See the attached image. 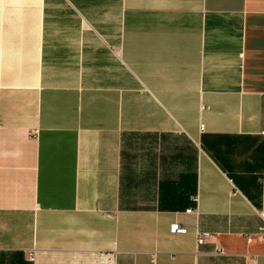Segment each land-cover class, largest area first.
<instances>
[{
    "label": "crops",
    "instance_id": "0c3cea01",
    "mask_svg": "<svg viewBox=\"0 0 264 264\" xmlns=\"http://www.w3.org/2000/svg\"><path fill=\"white\" fill-rule=\"evenodd\" d=\"M81 10L0 22V264H264V0Z\"/></svg>",
    "mask_w": 264,
    "mask_h": 264
},
{
    "label": "rangeland",
    "instance_id": "374dc122",
    "mask_svg": "<svg viewBox=\"0 0 264 264\" xmlns=\"http://www.w3.org/2000/svg\"><path fill=\"white\" fill-rule=\"evenodd\" d=\"M7 2L6 13L0 15V22L6 23H17V22H33L36 21L35 13H33V7H38L40 4L45 7H53L54 9L63 8L65 6L69 7H80L82 8L83 18L95 23L97 21V10L96 1L97 0H64L66 4L63 5L61 0H5ZM84 8V9H83ZM24 13H20L21 11ZM36 12V10H35ZM50 17L55 18L56 15H50Z\"/></svg>",
    "mask_w": 264,
    "mask_h": 264
},
{
    "label": "built area",
    "instance_id": "2783aa9c",
    "mask_svg": "<svg viewBox=\"0 0 264 264\" xmlns=\"http://www.w3.org/2000/svg\"><path fill=\"white\" fill-rule=\"evenodd\" d=\"M263 134H264V132H263ZM187 212H196V209H193V210L189 209V210H187ZM259 215H260L261 219L263 220V226L259 229L258 236L264 242V213L261 212ZM169 231L171 233H184V232H186V228L177 222H173L169 226ZM205 236H206V234L197 232L196 233L197 243L202 244L205 240ZM217 251L219 252V250H217ZM32 257H33L32 254H30L29 255L30 260H32ZM105 264H111L109 259H106Z\"/></svg>",
    "mask_w": 264,
    "mask_h": 264
}]
</instances>
